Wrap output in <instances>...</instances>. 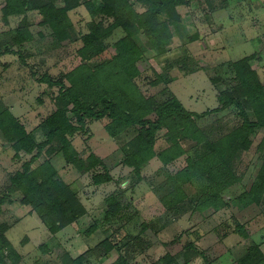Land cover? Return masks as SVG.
I'll return each mask as SVG.
<instances>
[{
    "label": "rangeland",
    "instance_id": "rangeland-1",
    "mask_svg": "<svg viewBox=\"0 0 264 264\" xmlns=\"http://www.w3.org/2000/svg\"><path fill=\"white\" fill-rule=\"evenodd\" d=\"M3 4L4 0H0L2 49L12 43V35L24 18L9 17L5 22ZM93 4H100V0H93ZM134 7L136 12L144 11L141 4L134 3ZM177 12L181 18L170 27L166 51L159 53L144 37L134 36L143 53L138 61L141 74L135 83L145 97L162 102L174 96L190 112L213 111L220 107L219 93L229 81L225 65L255 53L261 60L254 68L264 80V0H187L177 7ZM69 17L70 36L59 42L47 25L40 24L41 16L36 11L28 12L25 20L30 41L21 46L13 44L15 53L0 55V107L9 108L37 142L44 140L41 123L55 110L53 99L58 93L57 86L50 87L37 78L47 72L53 80L65 81V74L82 62L80 36L94 20L84 5L71 10ZM99 20L96 17L95 22ZM111 22L108 18L104 20L106 25ZM123 35L117 29L105 40L112 53L113 43ZM217 74L224 82L213 84L210 78H216ZM240 121L238 111L231 108L195 119L210 141L229 133ZM130 137L131 133L126 132L115 140L97 121L76 133L71 142L79 156L85 160L92 153L101 160L100 165L85 174L68 164L62 153L42 154L37 160V164L50 161L57 177L77 192L87 210L78 222L55 235L46 230L32 207L21 203L20 192H8L9 177L21 170L30 156L22 152L17 155L10 143L2 140L0 228L6 229H0V235L15 255L8 257L9 250L0 241V264H64L66 255L73 259L83 256V264H112L122 255L129 264H160L168 253L180 264H246L250 247L254 248L251 255L264 263V199L258 205L255 195L251 202L252 199L241 197L259 183L264 130L250 136L252 144L234 160L230 168L234 176L227 173V183L220 178L210 183L198 172L187 183L178 181L183 190L180 194L172 179L187 166V158L194 157L193 142L183 141V153L164 162L157 153L169 143L163 131L159 132L154 146L156 155L136 171L124 164L123 150ZM105 172L111 181L96 186L92 177ZM218 182H221L220 206L216 208L211 202L207 207L201 206L204 195L210 196L215 193L213 188L218 189ZM115 197L124 205L129 204V219L124 227H111L106 233L108 225L100 224L93 234L86 233L107 211L108 200ZM141 224L148 227L143 229ZM239 225L243 230H238ZM138 235L141 238L135 241L133 237ZM108 239L113 248L107 253L101 242ZM187 240L191 247L185 245Z\"/></svg>",
    "mask_w": 264,
    "mask_h": 264
},
{
    "label": "trees",
    "instance_id": "trees-1",
    "mask_svg": "<svg viewBox=\"0 0 264 264\" xmlns=\"http://www.w3.org/2000/svg\"><path fill=\"white\" fill-rule=\"evenodd\" d=\"M186 1L100 0V4L95 5L93 0H4L2 14L5 22L9 17L24 18L12 35V43L4 46L1 44L3 49L0 48V55L15 53L13 44L21 46L30 41L31 33L25 20L28 12L36 11L41 16L40 24L47 25L59 42L70 36L71 10L84 5L94 19L87 24L88 31L80 36L82 62L65 74L68 85L63 80H53L47 72L37 78L50 87H58V93L53 99L56 108L41 123L43 141L37 142L9 108L0 107V147L1 141L5 140L17 155L22 152L30 156L21 170L9 177L8 192H20L21 203L32 207L51 235L78 222L87 210L77 192L57 177L50 161L37 164V160L42 154L62 153L65 161L79 173L85 174L93 170L101 164V160L92 153L84 160L71 142V138L76 133L85 131L91 122L102 123L115 140L122 133H131L123 150L124 164L134 167L136 171L156 155L154 146L159 132L163 131V137L169 143L165 150L157 153L164 162L183 153V141H192L196 149L194 157L187 158V166L179 170L172 179L176 182L175 190L179 194L183 190L178 181L187 183L198 172L210 183L218 178L227 183V173L230 177L234 176L230 170L234 160L252 144L250 136L264 130V80L254 68V64L261 60L256 53L225 65L229 69V81L219 93L220 107L213 111L201 114L190 112L174 96L158 102L152 96L145 97L140 92L135 78L141 74L138 61L143 53L134 36L144 37L159 53L166 51L165 46L171 37L170 27L181 18L177 7L186 4ZM59 2L62 6L58 5ZM134 3L143 5L144 11L136 12ZM96 17L100 18L98 22H95ZM106 18L112 22L106 25ZM117 29H121L124 35L113 43L115 52L112 53L105 40ZM19 57L25 64L21 53ZM210 80L213 84L224 82L221 75ZM230 108L238 111L241 121L224 136L214 141L208 140L202 129L197 127L195 119ZM262 140L264 142V137ZM261 166L257 175L259 183L251 186L241 196L248 201L252 199L249 201L251 202L255 200V195L258 205L264 199V159ZM92 180L98 186L111 181V177L105 172L95 174ZM221 182L216 185L218 189L213 188L214 194L204 195L201 206H220L218 194ZM108 203L107 211L103 212L101 218L86 233L93 234L100 224L108 225L104 230L106 233L111 227H124L129 219V204L124 205L116 197L109 199ZM141 225L143 229L148 227L147 224ZM0 229L4 230L6 227L2 226ZM238 230H243L241 225ZM133 238L139 241L141 237ZM0 241L9 250L8 257L14 256V250L3 235H0ZM101 244L106 245L107 253L113 248L109 239L103 240ZM185 245L192 246L188 240ZM253 250V247L248 249L246 264L262 262L251 255ZM262 259L264 260L263 257ZM63 261L64 264H83V256L73 259L66 255ZM159 263L180 264L171 253L165 254ZM112 264L129 263L122 255Z\"/></svg>",
    "mask_w": 264,
    "mask_h": 264
},
{
    "label": "crops",
    "instance_id": "crops-1",
    "mask_svg": "<svg viewBox=\"0 0 264 264\" xmlns=\"http://www.w3.org/2000/svg\"><path fill=\"white\" fill-rule=\"evenodd\" d=\"M78 221H79V220H78ZM74 224H75V223H74ZM74 224H73V225H74Z\"/></svg>",
    "mask_w": 264,
    "mask_h": 264
}]
</instances>
